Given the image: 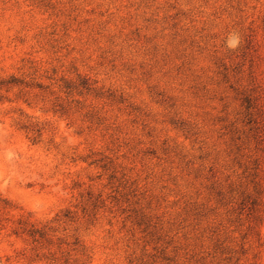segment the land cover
Returning a JSON list of instances; mask_svg holds the SVG:
<instances>
[{
    "label": "rangeland",
    "instance_id": "rangeland-1",
    "mask_svg": "<svg viewBox=\"0 0 264 264\" xmlns=\"http://www.w3.org/2000/svg\"><path fill=\"white\" fill-rule=\"evenodd\" d=\"M22 61L91 90L0 89V264H264V0H0Z\"/></svg>",
    "mask_w": 264,
    "mask_h": 264
},
{
    "label": "trees",
    "instance_id": "trees-1",
    "mask_svg": "<svg viewBox=\"0 0 264 264\" xmlns=\"http://www.w3.org/2000/svg\"><path fill=\"white\" fill-rule=\"evenodd\" d=\"M20 73H10L5 76L0 75V89L7 91L16 86L38 87L43 88V77L49 80V86H54L59 92H64L68 96H73L74 93L82 94L84 90L90 91L91 87L87 81H83L79 77V82H75L64 77L57 78L54 74H43L41 68L35 61H22V66L19 68ZM48 73V71H44ZM23 230L28 232L36 240L43 238L44 234L39 228L34 225L24 223Z\"/></svg>",
    "mask_w": 264,
    "mask_h": 264
},
{
    "label": "clouds",
    "instance_id": "clouds-1",
    "mask_svg": "<svg viewBox=\"0 0 264 264\" xmlns=\"http://www.w3.org/2000/svg\"><path fill=\"white\" fill-rule=\"evenodd\" d=\"M238 43H239L238 38H237L235 41L232 40V39H230V40H229V43H228V46H229L230 48H235V47H237Z\"/></svg>",
    "mask_w": 264,
    "mask_h": 264
}]
</instances>
